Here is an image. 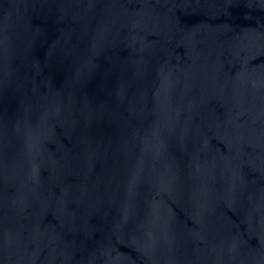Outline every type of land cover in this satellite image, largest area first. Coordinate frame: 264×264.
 <instances>
[{
	"label": "water",
	"instance_id": "obj_1",
	"mask_svg": "<svg viewBox=\"0 0 264 264\" xmlns=\"http://www.w3.org/2000/svg\"><path fill=\"white\" fill-rule=\"evenodd\" d=\"M42 0H0V264H8L28 175Z\"/></svg>",
	"mask_w": 264,
	"mask_h": 264
}]
</instances>
